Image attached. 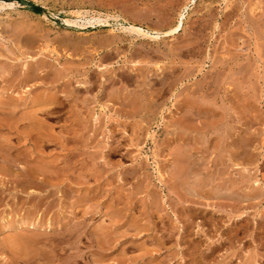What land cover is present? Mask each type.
I'll use <instances>...</instances> for the list:
<instances>
[{
    "label": "rangeland",
    "instance_id": "rangeland-1",
    "mask_svg": "<svg viewBox=\"0 0 264 264\" xmlns=\"http://www.w3.org/2000/svg\"><path fill=\"white\" fill-rule=\"evenodd\" d=\"M10 1L16 5L0 3V89L13 86L18 100L43 89L34 86L39 77L23 82L30 58L50 61L41 74L72 67L71 82L56 86L76 90L60 117L45 122L67 132L76 102L86 128H78L83 141L66 144L73 147L55 164L59 174H47L65 177L60 190L70 195L55 188L46 210L40 189H21V168L7 161L8 175L0 157V264H264V0H194L181 32L157 39L121 27L134 21L165 31L187 0ZM97 17L105 24L89 23ZM91 63L108 66L102 72L111 81L89 79ZM84 78L95 88L76 83ZM148 99L150 112L141 108ZM46 149L53 158L62 148ZM84 193L93 198L82 206ZM23 221L69 232L37 234L23 252L14 237ZM29 227L28 235L50 229Z\"/></svg>",
    "mask_w": 264,
    "mask_h": 264
},
{
    "label": "bare ground",
    "instance_id": "bare-ground-1",
    "mask_svg": "<svg viewBox=\"0 0 264 264\" xmlns=\"http://www.w3.org/2000/svg\"><path fill=\"white\" fill-rule=\"evenodd\" d=\"M188 2H186L184 5H182V7L180 8L181 10L178 13V20L177 23H175L174 26H168L169 29L165 30V31H160V30H153L154 28H152V31L150 32L149 30H146L145 28L136 25L135 23L131 22L128 23V25H125L123 27H121V29L126 30V31H131V32H135L138 33V35L142 34L144 35H148L152 38H159L161 35L162 36H167L171 34H176L181 32V30L183 29L184 26V15H185V10L189 7V2L195 4L194 0H187ZM210 1V0H209ZM176 2V1H175ZM0 3L3 5H8V6H15L16 3L14 1H6V0H0ZM173 3V2H172ZM190 3V4H191ZM206 3V2H205ZM200 4V3H199ZM210 3L209 4H204L202 6L203 9H205V11L202 14H199V19L201 21L204 20V17H206L207 14H209L210 12ZM1 6V5H0ZM125 11V10H124ZM203 11V10H202ZM78 14V13H77ZM145 14V13H144ZM108 15V14H107ZM148 15V14H147ZM211 15V12L210 14ZM76 16V15H75ZM83 16V15H82ZM109 16V15H108ZM99 17V16H98ZM94 18L92 19V21H89V23H98V25H102L105 24L103 19L100 18ZM107 17V16H106ZM110 17V16H109ZM116 17V16H115ZM103 18V17H102ZM111 18H114L111 17ZM117 18V17H116ZM146 19V18H145ZM165 19V18H164ZM91 20V19H90ZM128 21V20H127ZM130 21V20H129ZM65 23L67 25H73L76 24L77 22H75V20H70V19H65ZM79 23V22H78ZM81 23H79L80 25ZM139 24V23H138ZM93 25V24H92ZM78 26V25H77ZM83 27V26H82ZM115 27V26H114ZM167 27V26H165ZM113 28V27H112ZM158 28V27H157ZM112 31V30H111ZM116 31V30H115ZM121 32V31H120ZM155 34V35H152ZM139 51V50H138ZM24 54V53H23ZM20 55V54H19ZM17 55V56H19ZM33 56V55H32ZM46 56V55H45ZM81 56V55H80ZM136 56V55H135ZM30 57V56H29ZM34 57V56H33ZM48 57V56H47ZM28 58V57H27ZM142 58V57H141ZM139 58V59H141ZM24 59V58H23ZM35 62V63H29V64H25L26 65V70L23 76V82H27L32 80V79H36L39 77V79L36 80V82H34V86L40 85L43 86L42 90H39L37 93H35V95L32 97V99H16V95L17 94L15 92V90L13 89L14 87L12 86L11 88L8 87L6 89H2L4 91H2L0 89V113L2 114V116H0V157L5 155V165L1 167L2 170L6 171L9 174V166L7 161L11 162V164L13 166H15V162L18 165L17 167L21 168V171L18 172L17 174V181L16 184L19 186L21 185V189L25 190L26 187L28 185L31 186H35L36 188H39V194L42 195L44 198H47L49 200L50 195L52 194V196L55 197V188L58 190L57 193L61 192L62 196L64 194L68 195L69 191L67 190V188L62 191L60 190L61 187L64 185V178L62 179H58L56 181H52L51 180V176L47 177L48 173H56L57 175L59 174V168L57 169V166L55 165L59 160H61L60 155L61 156H68L70 154V152H66V147L68 144V142L71 140L73 143L77 144L80 141H83L82 137H81V131H79V126L81 127H85L86 128V124H83V114H82V108H79L77 103L75 102L72 110H71V116L70 117V124L71 127L69 128V130L66 132V130H64L65 132H63L62 130L60 131L61 133L63 132V134H67L70 137H66L63 134L60 133H56V130H53L52 126H48L45 122V118H54V117H60V115L58 114L62 109L63 106L65 105L68 97H70L71 93H73L76 89L75 87L71 88V92L67 91V89L65 90L63 87H58L56 86L57 82H65V83H69L71 82L72 79V75H70V70L72 69V67L69 68V70H65V69H57L56 70V64L52 67L55 68V70L51 69L50 70H45L46 72H44L43 74H41V72L43 71V69H45L46 64L50 63L44 60V59H40L35 61V58H30ZM136 60V59H135ZM13 61V60H12ZM57 61V60H56ZM97 61V60H96ZM174 61V60H173ZM14 62V61H13ZM29 62V61H28ZM95 62V61H94ZM98 62V61H97ZM15 63V62H14ZM26 63V62H25ZM134 63H137L136 61ZM133 63V64H134ZM12 64V63H11ZM59 64V63H58ZM71 64V63H70ZM92 64V63H91ZM17 65V64H15ZM14 65V66H15ZM50 65V64H49ZM89 65V63H88ZM101 65V64H100ZM99 64L97 65V63L92 64V66H89L87 68V71L85 72V74H87L86 76L89 75V79H93L96 78L100 79L101 81L104 82H110L111 78L109 79L106 75L103 74V70L106 68L104 67V69L100 66ZM13 66V67H14ZM66 66V64H65ZM104 66V65H102ZM135 66V65H133ZM139 66V65H138ZM20 67V66H19ZM18 67V68H19ZM25 67V66H24ZM40 67H42V69H39ZM142 67V66H141ZM48 68V67H47ZM67 68V67H66ZM84 68V67H83ZM108 68V66H107ZM106 68V69H107ZM142 69L140 68V71ZM15 72V71H14ZM73 73V72H72ZM17 74V73H16ZM16 74H11V76H16ZM6 75V74H5ZM21 76V75H20ZM98 76V78H97ZM127 77V76H126ZM17 78V77H16ZM75 78V77H74ZM87 80L86 78L82 80H77V84H79L80 86H82V88L84 87L87 91L90 89H92V87L95 88L94 82L92 81V83L88 82L91 80ZM15 82V81H14ZM13 82V83H14ZM12 83V84H13ZM22 83V82H20ZM26 83V84H27ZM67 83V84H68ZM23 84V83H22ZM21 84V85H22ZM32 84V83H31ZM73 84V83H71ZM96 84V83H95ZM30 85V84H29ZM74 85V84H73ZM94 85V86H93ZM106 85V84H105ZM33 86V85H32ZM51 86H54V88H52ZM71 86V85H70ZM108 86V85H107ZM106 86V87H107ZM52 89H51V88ZM72 87V86H71ZM78 88V85L76 86ZM19 88V87H18ZM22 88V87H21ZM36 88V87H35ZM63 88V89H62ZM20 89V88H19ZM54 89V90H53ZM80 90V88H78ZM160 89V88H159ZM27 92L30 90L29 88L25 89ZM34 90V89H33ZM78 90V91H79ZM94 90V89H93ZM85 91V90H84ZM163 91V90H162ZM19 92V91H18ZM70 92V93H69ZM157 92V91H156ZM82 93V92H81ZM20 94V92H19ZM74 94V93H73ZM160 93H158L159 95ZM18 95V94H17ZM75 97V96H74ZM125 97V96H124ZM151 97V96H150ZM76 98V97H75ZM101 98V97H100ZM142 99V98H141ZM69 100V99H68ZM135 101H133L134 103ZM192 103L191 106L196 105L198 106V109H203L204 110V105L202 104H198V100L196 101V99H189V103ZM74 103V102H73ZM84 103V102H83ZM200 103V102H199ZM68 104V102H67ZM136 105V103H134ZM145 105H142L141 108L145 109L147 112L151 111V104L152 102L148 99L146 100V102L144 103ZM204 104V103H203ZM86 105V104H85ZM206 105V104H205ZM139 108V109H141ZM196 108V107H195ZM196 108V109H197ZM153 109V108H152ZM138 110V109H136ZM139 111V110H138ZM208 111V110H205ZM201 112V111H200ZM204 112V111H203ZM84 113V112H83ZM148 114V113H147ZM88 116V114H87ZM86 116V117H87ZM90 118V117H89ZM97 118V117H96ZM187 118V117H186ZM91 119V118H90ZM92 120V119H91ZM68 121V122H69ZM87 121V119H86ZM67 122V121H66ZM87 123V122H86ZM22 124V125H21ZM77 126V127H76ZM189 126V125H188ZM69 127V126H67ZM89 127V125H88ZM68 129V128H67ZM91 129V128H90ZM92 130V129H91ZM107 131V130H106ZM15 136H17L19 138V147L16 149V153H15ZM172 138V137H171ZM91 142V141H90ZM52 144H56L57 146H60L62 149L60 150L59 154L56 156H52L53 158H49L46 154H45V150L47 151L46 148H48V146H51ZM74 145V144H73ZM84 145L87 146L86 143H84ZM106 146V145H105ZM73 146L67 147L68 149L71 148ZM78 146L76 145L74 147V149H78ZM85 147V146H82ZM106 147H109V145L107 144ZM111 147V146H110ZM112 148V147H111ZM109 149V151H111L112 149ZM80 149V148H79ZM118 149V148H117ZM70 150V149H69ZM67 150V151H69ZM114 150V149H113ZM108 151V153H109ZM76 152V151H75ZM72 154V153H71ZM49 155V154H48ZM73 155V154H72ZM70 157H72L70 155ZM74 157V156H73ZM65 158V157H64ZM63 158V159H64ZM93 158V157H92ZM73 159V158H72ZM182 159V158H181ZM62 161V160H61ZM77 161H74L73 163L76 164ZM184 164V163H183ZM59 165V164H58ZM69 165V164H68ZM75 166V165H74ZM66 167V166H65ZM11 168V166H10ZM68 168V166H67ZM65 169V168H64ZM73 169V168H71ZM70 169V170H71ZM69 170V168H68ZM13 171V170H12ZM185 171V170H184ZM2 172V171H1ZM61 172V171H60ZM67 172V171H66ZM96 172V171H95ZM3 173V172H2ZM53 173V175H54ZM63 174V170L61 172ZM94 173V172H93ZM184 173V172H183ZM55 174V175H56ZM95 174V173H94ZM182 174V173H181ZM1 176V174H0ZM14 176L13 178L15 179L16 175H11V177ZM56 177V176H55ZM80 177V176H79ZM83 177V176H82ZM50 178V179H49ZM69 178V175H68ZM80 179V178H79ZM55 180V179H54ZM71 180V179H70ZM78 178L75 177V183H78ZM15 181V180H13ZM254 182V181H253ZM256 182V181H255ZM15 183V182H14ZM74 183V184H75ZM5 184V183H4ZM72 184V183H71ZM68 186V185H67ZM32 188V187H31ZM54 188V193H51V191H53ZM38 189V190H39ZM74 189V188H73ZM77 189V188H76ZM35 190L37 189H31L27 192V198L31 197V195L35 192ZM0 191L4 192V185L2 182H0ZM73 191V190H72ZM13 192V191H12ZM23 192V191H22ZM26 192V190H25ZM68 192V193H67ZM42 193V194H41ZM74 193V191H73ZM76 193V192H75ZM92 193V192H91ZM54 194V195H53ZM59 194V195H61ZM20 195V194H19ZM58 195V196H59ZM70 195V194H69ZM95 195V194H94ZM25 196V197H26ZM69 198V197H68ZM81 198V203L82 206H84V204L88 203L87 201L91 200L93 197L91 196V194L88 193H84L80 196ZM36 200V199H35ZM32 201V200H30ZM34 201V199H33ZM44 202V201H43ZM90 202V201H89ZM42 202H38V203H33L34 207L39 206V204ZM79 203V202H78ZM45 210L47 208H49L50 204H51V200L46 201L45 203ZM23 205V204H22ZM31 205V204H30ZM43 205V204H41ZM87 206V205H86ZM43 208V207H42ZM111 209V208H110ZM55 210V209H54ZM74 210V209H73ZM32 211V209H31ZM31 211L29 210L27 212V215H31ZM40 211V210H39ZM49 211V210H48ZM47 211V212H48ZM33 212V211H32ZM73 212V211H72ZM85 212V211H84ZM86 213V212H85ZM74 215V214H73ZM85 215V214H84ZM109 215V214H108ZM110 216V215H109ZM241 216V215H240ZM111 217V216H110ZM113 217V216H112ZM239 217V216H238ZM76 218V217H75ZM242 218V217H241ZM48 219V218H47ZM37 220V219H36ZM68 220V219H67ZM22 221V220H21ZM46 221V220H45ZM69 221V220H68ZM73 221V220H72ZM37 222V221H36ZM57 222V221H56ZM63 222H65L63 220ZM67 223V222H66ZM43 224L45 223H30V222H21L18 225H21L22 228H18L20 229L18 231V233L16 232L14 237H15V249L17 250H23V252H27L30 247L32 245H35L36 242L38 243L39 238L37 239L35 235H43L49 232V233H53L54 236L55 234H64L66 231H68L69 229H65L63 227V225L61 224L60 227L58 226H52L47 223L48 227L47 229L44 230H48V228L50 227V229L48 231H37L35 230V233H32V235H28L29 232L28 230H30L31 225H33V227H37V228H41L44 227L46 228V226ZM57 224L59 225V222H57ZM56 224V225H57ZM23 225H28L27 227L23 226ZM55 225V224H54ZM33 229V228H32ZM136 229V228H135ZM138 229V227H137ZM26 230V231H23ZM72 230V229H71ZM98 230V229H97ZM42 231V230H41ZM91 231V230H90ZM89 231V232H90ZM141 231V230H140ZM69 232V231H68ZM139 232V231H137ZM31 233V232H30ZM67 233V232H66ZM82 234V233H81ZM88 233H86L87 235ZM92 234V233H91ZM50 235V234H49ZM65 235V234H64ZM106 235V234H105ZM93 236V235H92ZM50 237V236H49ZM89 237V236H88ZM57 238V237H56ZM101 238V236L99 237ZM10 239V238H9ZM90 239V237H89ZM104 239V238H103ZM102 239V240H103ZM13 240V239H12ZM41 240V239H40ZM100 240V241H102ZM106 240V239H104ZM109 240V239H108ZM108 240H106L108 242ZM8 241V240H7ZM81 241V240H80ZM99 241V240H98ZM83 242V241H82ZM40 244V243H39ZM43 244V243H42ZM45 244V243H44ZM77 244V243H76ZM107 244V243H106ZM109 244V242H108ZM63 245V244H62ZM42 246V245H41ZM105 248L107 246H104ZM13 248V247H12ZM39 248V247H38ZM37 248V249H38ZM107 249V248H106ZM35 249H33L32 251H34ZM43 250V249H42ZM212 250V249H211ZM215 251V250H213ZM22 252V251H20ZM32 253V252H31ZM30 253V254H31ZM19 254V252H18ZM26 254V253H25ZM78 254V253H77ZM24 255V254H23ZM80 255V254H79ZM78 256V255H77ZM108 256V255H107ZM24 258V257H23ZM110 261V260H109ZM87 264V263H86ZM88 264H94L93 262L88 263ZM96 264V263H95ZM106 264V263H105ZM107 264H111L110 262H107Z\"/></svg>",
    "mask_w": 264,
    "mask_h": 264
},
{
    "label": "trees",
    "instance_id": "trees-1",
    "mask_svg": "<svg viewBox=\"0 0 264 264\" xmlns=\"http://www.w3.org/2000/svg\"><path fill=\"white\" fill-rule=\"evenodd\" d=\"M7 1H10V0H7ZM22 1H24V0H22ZM25 2V1H24ZM30 5H31V10H33V11H35V12H37V13H41L42 12V7H40L39 5H34V4H32V3H30Z\"/></svg>",
    "mask_w": 264,
    "mask_h": 264
}]
</instances>
